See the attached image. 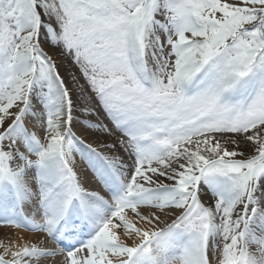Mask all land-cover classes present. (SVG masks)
Instances as JSON below:
<instances>
[{"label": "snow or ice", "instance_id": "1", "mask_svg": "<svg viewBox=\"0 0 264 264\" xmlns=\"http://www.w3.org/2000/svg\"><path fill=\"white\" fill-rule=\"evenodd\" d=\"M0 228V264H264V0H0Z\"/></svg>", "mask_w": 264, "mask_h": 264}, {"label": "bare ground", "instance_id": "2", "mask_svg": "<svg viewBox=\"0 0 264 264\" xmlns=\"http://www.w3.org/2000/svg\"><path fill=\"white\" fill-rule=\"evenodd\" d=\"M5 231H8L10 233V235L12 236V238L15 239L16 234H13L11 230L0 228V233H3ZM18 235H25V234L24 233H18Z\"/></svg>", "mask_w": 264, "mask_h": 264}]
</instances>
